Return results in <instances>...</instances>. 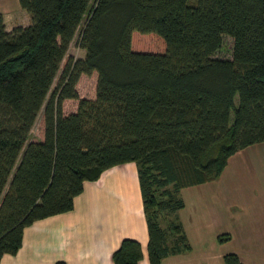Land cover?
<instances>
[{
  "label": "trees",
  "instance_id": "trees-1",
  "mask_svg": "<svg viewBox=\"0 0 264 264\" xmlns=\"http://www.w3.org/2000/svg\"><path fill=\"white\" fill-rule=\"evenodd\" d=\"M17 2L28 26L6 32L0 15V257L17 251L25 226L70 210L84 181L125 162L136 166L148 264L188 252L178 190L217 179L229 156L264 142V0ZM84 16V57L65 61L42 140H28ZM222 36L229 60L213 58ZM91 73L94 98H80L78 78ZM65 100L74 112L62 113ZM141 258L130 238L110 255ZM222 261L241 264L231 252Z\"/></svg>",
  "mask_w": 264,
  "mask_h": 264
},
{
  "label": "crops",
  "instance_id": "crops-1",
  "mask_svg": "<svg viewBox=\"0 0 264 264\" xmlns=\"http://www.w3.org/2000/svg\"><path fill=\"white\" fill-rule=\"evenodd\" d=\"M4 30L26 27L29 18L17 0H0ZM175 211L188 252L163 257L158 264H223L235 253L241 264H264V142L228 157L217 179L182 187ZM229 239L218 242V234ZM123 238L136 240L146 254L147 229L136 166L125 162L84 181L66 212L33 221L22 230L14 254L0 264H112L111 253Z\"/></svg>",
  "mask_w": 264,
  "mask_h": 264
},
{
  "label": "rangeland",
  "instance_id": "rangeland-1",
  "mask_svg": "<svg viewBox=\"0 0 264 264\" xmlns=\"http://www.w3.org/2000/svg\"><path fill=\"white\" fill-rule=\"evenodd\" d=\"M94 0H90L88 7L92 5ZM20 8V7H19ZM22 12H24L22 10ZM86 19V16L82 18L80 21V24L74 33V36L68 46V49L66 51V54L60 64V67L55 75V78L52 82V85L45 97L44 103L42 107L40 108V111L38 112L36 119L30 129L28 140L31 141H41L42 140V108L49 98V95L51 94V91L55 87L57 80L59 78V75L61 74V70L63 68V65L65 61L68 58H71L72 60L82 59L84 57V53L82 50H80L77 46V41L79 37V32L81 28L83 27V23ZM136 34V33H135ZM231 49H232V40L227 36H222L221 38V45L220 48L213 54V58L217 59H227L229 60L231 58ZM95 82H96V74L91 73L89 75H80L78 78V81L75 85V90L77 92L78 97L83 99H93L94 98V90H95ZM75 102L72 100H65L62 103V113L68 114L72 113L75 110Z\"/></svg>",
  "mask_w": 264,
  "mask_h": 264
}]
</instances>
